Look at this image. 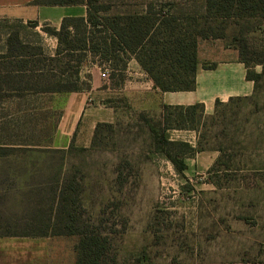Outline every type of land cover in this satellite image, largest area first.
Returning <instances> with one entry per match:
<instances>
[{
    "label": "rangeland",
    "instance_id": "374dc122",
    "mask_svg": "<svg viewBox=\"0 0 264 264\" xmlns=\"http://www.w3.org/2000/svg\"><path fill=\"white\" fill-rule=\"evenodd\" d=\"M95 1L106 8L98 14L110 16L195 0ZM42 27L0 22V228L64 230L71 223L105 240L98 264H264V74L252 96L220 103L210 115L197 111L180 124L173 110L130 109L117 91L106 102L111 120L98 123L89 140L55 150L48 144L65 91L21 90L37 85L44 71L21 72V59L5 57L19 53L21 41L31 54L41 45L53 56L57 39ZM212 28L231 46L244 38L248 69L260 72L264 18L219 19ZM73 59L45 61L54 82L60 76L84 90L99 77L119 88L122 72L86 55L75 74ZM169 156L181 158L185 169L177 171ZM59 189L72 218L53 199ZM33 214L44 220L30 223ZM83 235L0 237V264H76Z\"/></svg>",
    "mask_w": 264,
    "mask_h": 264
},
{
    "label": "trees",
    "instance_id": "16d2710c",
    "mask_svg": "<svg viewBox=\"0 0 264 264\" xmlns=\"http://www.w3.org/2000/svg\"><path fill=\"white\" fill-rule=\"evenodd\" d=\"M95 0H34L35 4L47 5H70L84 4L87 9L84 17H64L59 28L43 25L42 31L57 39V47L54 55H45L41 45L34 48L31 54L27 49L29 46L24 41L19 42L22 50L17 54L5 57L19 58L21 72L40 71L37 85L23 86L21 90L36 91H77L78 89L67 85L66 80L58 76L59 82H54L57 77L50 64L45 61H57L61 58L76 56L74 73L77 74L82 59L89 55L101 65H107L110 70L122 72L129 59H135L143 71L154 82L161 91H186L195 87V73L197 68L196 47L198 39H224L212 28L215 20L242 17L264 18V0H195L192 5L166 2L164 6L154 9L152 5H145L142 12L114 14L110 16L99 15V11L106 8L96 5ZM182 3V2H181ZM37 26L36 23H33ZM99 26V27H97ZM18 40V36L15 38ZM7 44L11 38L7 35ZM244 38L239 40L235 46L238 49L239 60L246 67V78L252 80L256 85L258 79L264 72L256 73L250 71L248 59L244 56ZM30 55L39 56V59L30 60ZM4 57V56H3ZM72 60V59H71ZM263 63V62H261ZM206 68H212L214 63H203ZM24 76V75H23ZM42 76V77H41ZM22 77V75H21ZM50 82V84H46ZM56 83V84H53ZM218 103V102H217ZM163 110H173L176 121L184 123L192 120L193 115L199 111L203 113L200 103L193 105H164ZM99 124L96 125V128ZM53 149V148H52ZM64 150V149H55ZM177 171L185 169L186 165L181 158L169 156ZM35 187V184H31ZM61 191L54 196L60 209L67 217L72 218L69 211H64L61 206ZM52 210V209H51ZM49 212L47 220H50ZM40 215L33 214L29 217L30 223L38 224L44 220ZM59 221L66 219L60 214ZM34 221V222H33ZM74 221V219H73ZM37 222V223H35ZM23 224L32 225V224ZM50 224L45 225L42 230L34 232L0 228V236H48L53 234H84L79 228L71 223L63 226L64 230H50ZM105 240L97 236L83 235L76 246L78 259L76 264H98L102 250L105 249ZM88 257L89 260H84Z\"/></svg>",
    "mask_w": 264,
    "mask_h": 264
},
{
    "label": "crops",
    "instance_id": "0c3cea01",
    "mask_svg": "<svg viewBox=\"0 0 264 264\" xmlns=\"http://www.w3.org/2000/svg\"><path fill=\"white\" fill-rule=\"evenodd\" d=\"M33 1L0 0V22L18 20L57 29L64 17H84L87 13L84 4L47 5ZM50 39L43 38L45 41ZM196 58L193 90L161 91L132 58L122 71L123 79L118 89L108 80L101 82L98 77L99 81H92L84 90L64 92L49 147L67 149L75 139L89 140L98 123L111 120L112 107H108L106 102L117 91L126 99L130 109L157 115H161L164 105L188 106L196 103L202 104L204 114L210 115L220 103L250 97L255 93L256 85L246 78V67L239 60L237 49L226 44L224 39H198ZM203 63H214L215 66L206 68ZM258 69L259 73L264 72V62L259 64Z\"/></svg>",
    "mask_w": 264,
    "mask_h": 264
},
{
    "label": "built area",
    "instance_id": "2783aa9c",
    "mask_svg": "<svg viewBox=\"0 0 264 264\" xmlns=\"http://www.w3.org/2000/svg\"><path fill=\"white\" fill-rule=\"evenodd\" d=\"M100 76H101V77H105V76H106L105 72H103V71L100 72Z\"/></svg>",
    "mask_w": 264,
    "mask_h": 264
}]
</instances>
